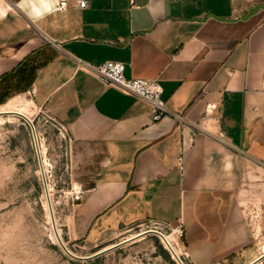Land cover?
<instances>
[{"label": "crops", "instance_id": "obj_1", "mask_svg": "<svg viewBox=\"0 0 264 264\" xmlns=\"http://www.w3.org/2000/svg\"><path fill=\"white\" fill-rule=\"evenodd\" d=\"M55 4L0 0V106L28 96L38 136L64 139L65 189L85 191L51 194L65 245L154 221L182 223L188 264L264 254V0ZM108 60L157 82L169 114L100 80Z\"/></svg>", "mask_w": 264, "mask_h": 264}, {"label": "rangeland", "instance_id": "obj_2", "mask_svg": "<svg viewBox=\"0 0 264 264\" xmlns=\"http://www.w3.org/2000/svg\"><path fill=\"white\" fill-rule=\"evenodd\" d=\"M21 99L30 98L22 95ZM7 115L10 114L0 119V264H179L160 237L142 235L145 226L141 224L108 232L95 248H83L80 243L75 251L69 247L77 255L88 256L129 239L98 257L71 258L51 236L49 208L47 204V211L41 169L29 125L20 116ZM30 118L36 128L44 130L48 124L35 107ZM39 142L40 153L41 144L45 146L49 165H45L41 153L42 162L48 189L55 197L58 189H65L69 181L65 170L68 163L65 142L57 135L49 141L39 136ZM51 201L53 206L54 199ZM180 246L178 253L179 250L184 252L182 241ZM183 261L188 264L186 259ZM257 264H264V259Z\"/></svg>", "mask_w": 264, "mask_h": 264}, {"label": "built area", "instance_id": "obj_3", "mask_svg": "<svg viewBox=\"0 0 264 264\" xmlns=\"http://www.w3.org/2000/svg\"><path fill=\"white\" fill-rule=\"evenodd\" d=\"M74 2L76 6L79 8H84L88 4V0H74ZM68 6H69V0H56V4H55L56 10H63V9H66ZM94 69H95V73L97 77L100 80L104 81L105 83L115 85L125 92L137 95L143 98L144 100H146L149 104L151 117L154 121H159L165 115L169 114V110L167 109V106L161 96L162 88L157 82L150 81L144 78L125 77L124 75L125 65L124 63L118 62V61H112V60L105 61L104 63L98 65L97 67H94ZM209 108L210 109L206 111L205 116L208 121H212L213 119L211 115L212 107H209ZM174 116L181 119L180 115H174ZM220 138L221 140L224 139L222 136H220ZM84 193L85 191L83 189L79 187L70 186L66 191L63 192V195L65 196L67 200L78 201L82 199ZM50 196H51V193H50ZM141 225L145 226L142 232H145L151 229H156V230L161 231L164 234V236H166V233L168 231V235L172 236L171 246H174L177 248L181 247L180 241H182L183 236H184V228H183L182 223H179L174 227L170 225L160 224L154 221H149ZM174 247L172 248L175 250ZM177 255L184 263L183 260L186 259L185 252L177 253Z\"/></svg>", "mask_w": 264, "mask_h": 264}, {"label": "water", "instance_id": "obj_4", "mask_svg": "<svg viewBox=\"0 0 264 264\" xmlns=\"http://www.w3.org/2000/svg\"><path fill=\"white\" fill-rule=\"evenodd\" d=\"M0 114L4 115V114H14L17 116H20L22 119H24L27 124L29 125L30 128V132H31V136H32V140H33V144H34V148L36 151V154L38 156V161H39V165H40V169H41V175H42V181H43V185H44V191H45V196H46V200H47V204H48V208H49V213H50V217H51V222H52V227H53V231L55 234V237L57 239V242L59 243V245L61 246V248L71 257L77 260H89L95 257H98L118 246H120L121 244H123L124 242L128 241L129 239L120 242L118 244L112 245L108 248L105 249H101L95 253H93L92 255H88V256H83V255H77L75 253H73L63 242L61 235L59 233V230L57 228V224H56V220H55V215H54V211H53V206H52V201H51V196L49 193V189H48V184H47V178L44 172V167H43V162H42V156L40 153V142H39V137H38V133L36 130V127L32 121V119L21 113V112H0ZM147 234H153V235H157L158 237H160L166 244L168 249L170 250V252L172 253V255L176 258L177 262L179 264H184L182 262V260L178 257L177 253L175 252V250L172 248V246L170 245V243L168 242V240L165 238L164 234L156 229H151L148 231H145L142 233V235H147ZM262 259H264V254H261L255 261H253L250 264H257L258 262H260Z\"/></svg>", "mask_w": 264, "mask_h": 264}, {"label": "bare ground", "instance_id": "obj_5", "mask_svg": "<svg viewBox=\"0 0 264 264\" xmlns=\"http://www.w3.org/2000/svg\"><path fill=\"white\" fill-rule=\"evenodd\" d=\"M18 111H21V113L23 112V113L27 114L29 117H31V114L34 111V107H33L32 103L29 100H27V99H17V98H15L12 101L0 106V112H18ZM11 116H13V115L12 114L7 115V117H11ZM2 118H3V116L1 114L0 115V119H2ZM41 153H42L43 159H44L43 162L45 163L46 166L49 165L48 161H47V158H46V155H45V146L43 144H41ZM45 205H46V208H47L46 201H45ZM47 211H48V208H47ZM48 218H49L48 221L50 223V228H51V236H52L53 240L55 242H57V239H56L55 234L53 232V227H52V224H51V217L49 215V212H48ZM133 237H135V236H133ZM165 238L168 240L170 245H172L171 236L166 234ZM166 246H167V244H166ZM172 247H174V246H172ZM174 248H175V251H178L177 247H174ZM260 250H261L262 253H264V243L261 244ZM176 253H178V252H176Z\"/></svg>", "mask_w": 264, "mask_h": 264}]
</instances>
